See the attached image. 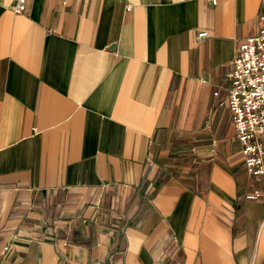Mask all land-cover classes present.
Masks as SVG:
<instances>
[{
	"label": "crops",
	"instance_id": "obj_1",
	"mask_svg": "<svg viewBox=\"0 0 264 264\" xmlns=\"http://www.w3.org/2000/svg\"><path fill=\"white\" fill-rule=\"evenodd\" d=\"M13 2L0 264H264L227 77L264 0Z\"/></svg>",
	"mask_w": 264,
	"mask_h": 264
},
{
	"label": "built area",
	"instance_id": "obj_2",
	"mask_svg": "<svg viewBox=\"0 0 264 264\" xmlns=\"http://www.w3.org/2000/svg\"><path fill=\"white\" fill-rule=\"evenodd\" d=\"M214 5L216 0H209ZM27 0H14L11 10L22 14ZM256 31L237 47L230 80L228 105L235 136L240 142L243 163L252 183L248 199H264V15ZM207 36L199 31L196 38ZM215 95L217 92L214 93ZM7 247H3L2 256Z\"/></svg>",
	"mask_w": 264,
	"mask_h": 264
}]
</instances>
